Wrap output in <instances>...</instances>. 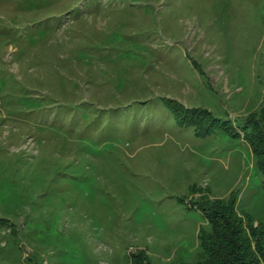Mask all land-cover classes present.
Wrapping results in <instances>:
<instances>
[{"label": "rangeland", "instance_id": "obj_1", "mask_svg": "<svg viewBox=\"0 0 264 264\" xmlns=\"http://www.w3.org/2000/svg\"><path fill=\"white\" fill-rule=\"evenodd\" d=\"M261 115L264 0H0V264L192 262L205 198L264 224Z\"/></svg>", "mask_w": 264, "mask_h": 264}, {"label": "trees", "instance_id": "obj_2", "mask_svg": "<svg viewBox=\"0 0 264 264\" xmlns=\"http://www.w3.org/2000/svg\"><path fill=\"white\" fill-rule=\"evenodd\" d=\"M184 110V109H181ZM204 121L178 119V122L196 127L198 134L212 132L218 120L204 111ZM262 120L252 118L246 123L245 137L251 142L259 168L264 175V115ZM256 119V122H252ZM218 128V127H217ZM209 223V229L199 233L201 251L192 262L173 264H264V224L255 222L246 215H240L236 199H208L199 202ZM130 264H153L146 250L131 255ZM28 264H41L32 262Z\"/></svg>", "mask_w": 264, "mask_h": 264}]
</instances>
